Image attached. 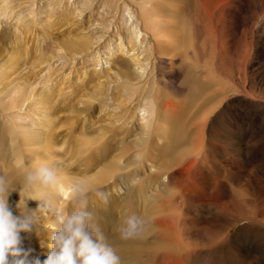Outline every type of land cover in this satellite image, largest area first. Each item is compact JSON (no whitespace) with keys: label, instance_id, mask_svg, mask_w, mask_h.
<instances>
[{"label":"rangeland","instance_id":"obj_1","mask_svg":"<svg viewBox=\"0 0 264 264\" xmlns=\"http://www.w3.org/2000/svg\"><path fill=\"white\" fill-rule=\"evenodd\" d=\"M51 1L13 0L9 3L10 7L7 8L6 12L3 15L0 14V34L2 32L8 34L11 41L15 37L19 41L23 40L25 36V39L29 43H31V40L35 36L42 39V35L40 34L42 21L40 18H44L45 13L41 12V10H49V2ZM56 1L59 4V11L63 8L73 11V14L70 15L71 17H68L69 23L71 22L72 25L81 24L84 31L82 33L93 37L92 44L82 55L69 56L64 50L57 51L56 58L52 59L49 63L51 68L53 67V70L51 68L50 72L46 70L49 66L47 65L45 70L39 74L38 81L28 87V91L31 92L30 98H26L28 101L23 100V103L12 105L7 101L17 95L18 87L22 85L19 82H23V79L17 82V77L27 76L30 72L29 69L22 67L23 69L21 68L19 74L12 73L9 70L8 64L10 44L8 43L3 46L0 44V120L5 118L14 125L20 123L21 126L24 124V127L27 128L36 129L41 127L40 123L48 119L47 116L52 115L50 108L54 106V103H46L43 106L34 105L33 103L36 102V99L40 98L39 94L45 91L47 83L42 82L53 71L51 74L53 83L54 81L59 80L58 82H62L64 80L63 82L66 85L69 84L74 89L77 88L75 84L81 85L83 76L85 75L84 77L87 78L90 72L94 74L104 72V74H101L107 75L104 78L112 77L106 78L105 81L111 83L108 90L109 97L107 96L109 98L107 99L108 105L104 108L105 111L99 113L98 110H95V115L93 114L95 117L93 122H97L98 119L101 122L104 121V118H107V114L117 111L111 105L110 94L111 92H115L113 86L120 82V80L115 82L113 72L106 74V69L110 67L109 61H111L114 55L122 56V58L130 61V57H136L140 51L144 50L146 44H149L148 38L143 35L142 31H139L140 22L134 14L132 6L128 4V0H113L118 4L119 8L112 9L105 5L102 0ZM182 1H180L181 3L177 1L174 5L172 4L165 8V12L160 19V24L161 27L173 32L172 34L177 37H174L173 40L172 37L165 34L167 39H162V46L172 56L174 69L179 74L176 83L178 88L182 90V93L178 95L181 104V119L183 120L182 123H184L186 134L190 133L189 137L188 135L186 137L188 138L186 139V143L189 145L186 144L187 147L185 149L177 148L171 153L167 152L165 154L161 148L155 147L147 153V158L143 165L136 169L134 168V158L132 157L135 149H130L123 154V158L117 163L116 169L120 170H116V174L113 173L112 179L107 177L108 179L102 180L103 183L100 181L99 184H97L98 182L94 183L97 185H86L89 189L86 196H77L70 201L55 195L50 187L39 186L37 189L35 183L31 187L28 186L24 173L28 170L34 171L38 165L47 164L46 162H48L47 165L50 167L53 166L55 168L57 166L56 168L71 173L72 176L76 177L74 180L77 182V178L81 174L85 176L95 174L101 168L99 165L94 164L91 167L89 166L90 168L87 167L86 170H83L84 166H79L78 162L74 160L76 157L74 151L71 148L69 149L67 144L62 147H49L51 150H45V148L38 145L31 147L32 150L22 147V162L19 165L14 163L8 149H5L0 155V175H3L9 183L10 188L15 190L11 192L8 198L9 205L13 209V214L20 215L25 202L26 206L33 210L37 208L38 203L43 204V208L36 212L39 220L33 226L34 233H36L33 238L34 240L32 239L28 243V247L31 246L35 249L33 255L39 256L41 260L45 259L49 252L47 244L50 243V236L61 227L56 222V213L58 211L65 215H71L77 211L92 213L88 221L87 230L95 232L98 227L106 237L107 242L114 248L113 237L117 233V228L124 223L128 215L135 214L147 220V224H150L153 219L148 214L150 211L146 206V202L137 193L135 194L138 183L132 185L133 187L130 189L131 191L128 193V198L126 199L118 196L112 187V183L115 180L117 183L122 184V175H131L134 170L141 173L149 170L154 171V168H160V174L167 173L173 176L182 169L187 161H192L194 157L195 159L199 158V155L196 154L197 151L193 152L192 150H196L195 146L203 139L206 143L203 149L204 161L193 170L194 172L190 178L222 182L225 186L228 185L225 189L227 194L224 191L227 196H229L228 194L232 195L236 193L252 194V192L259 191L260 200L263 202L262 206L260 205L263 208H261V211L264 213V193H261L264 192V6L257 14L251 16L252 19L248 21L245 20L246 15L244 11L233 7L231 4L224 6L218 11L214 19L207 20V18H198L188 3L185 1L182 3ZM216 1L212 0V3L215 4ZM257 1L248 0V5L252 6ZM6 2L7 0H0V9ZM84 2L88 4L87 7L89 8L83 6L82 3ZM13 6L15 8L10 12L9 9ZM30 21L34 23L36 21V23L31 24ZM127 30L131 31L135 38L136 46L138 47L135 51L129 52V47L126 45L124 33ZM144 37L145 39L147 38L146 41L142 40ZM42 44H44L43 40L41 41ZM143 55L139 56V59L143 61V65L135 69L137 72L139 71L138 73H143L145 77L149 64L144 60ZM217 67L219 70H217ZM187 72H192L190 75H194L197 80L205 85L206 90L194 98H190L189 87L184 83L183 77L188 74ZM143 76L142 78H144ZM105 112L108 113L106 114ZM60 116H56L53 119V126L64 120V115L60 114ZM136 116L135 125L139 123L138 118H140V114ZM204 116H206L207 126H205V130L202 129L201 124ZM1 122L2 120L0 124H2ZM34 123H38V125ZM27 124L30 125L27 126ZM65 129V126L57 129L55 140L61 138ZM152 139L159 143L156 136ZM190 145H192V149L188 152ZM125 164L129 165L126 166ZM147 177L149 176L145 174L142 179ZM246 180L248 181L247 183L245 182ZM248 183H252L253 185H249L247 188ZM97 190H103L109 194L107 204L103 203L102 199L96 195ZM123 190L121 188L120 193H123ZM19 202L20 208L17 207ZM210 211L203 210V215L208 217ZM52 225H56V228L53 229ZM244 226V223H238L233 231L237 232L239 228ZM262 227L264 228V225L261 222L259 224V231L256 232L259 243V250L253 258L254 261L256 260V264H264V235L262 234ZM241 233L243 245H247L251 233L246 230ZM21 236L24 237L25 241L26 232H22ZM144 237L145 239L142 241H145L144 244L146 246L148 243L146 241H149L152 235L147 234ZM151 241L153 242V239ZM151 241H149L150 244H147L145 250L142 251L137 260L130 259L127 253L118 251L115 248L117 254L121 257V264H155L154 260L152 261L151 258H148ZM41 244L44 246L41 247ZM229 251L226 250L223 254L222 259L224 264H246L238 260L235 261V256L231 251V254H228ZM214 255L216 257V254Z\"/></svg>","mask_w":264,"mask_h":264},{"label":"bare ground","instance_id":"obj_2","mask_svg":"<svg viewBox=\"0 0 264 264\" xmlns=\"http://www.w3.org/2000/svg\"><path fill=\"white\" fill-rule=\"evenodd\" d=\"M12 1L7 0L6 4L1 7L0 14L3 15L6 12L7 8L10 7L9 3ZM103 1L111 9L119 8L113 0ZM174 1L176 0L127 1L132 6L133 12H135L134 14L140 22L139 31H142L143 35L148 38L149 44H146L144 50L140 51L136 57H130V61L117 55L112 56L111 61H109L110 67H107L106 74L113 72L115 82L120 80L119 83L117 82L118 84H115L116 87L113 86L115 92L110 94L111 105L117 111L109 114L105 112L107 118L103 117L104 121L101 122L98 119L97 122H93L95 118L94 111L98 110L101 113L105 111L104 108L108 105L107 99L109 98L107 96L111 83L105 81L106 78L112 77L104 78V76H107L101 75L104 72L101 74L90 72L87 78L84 75L81 79V85L75 84L77 88L74 89L71 85H66L63 82L64 80L60 81L61 83L58 82L59 80L53 83L51 79L52 71L49 74L50 76L42 82L47 83L46 87V84L44 85L45 91L39 94L40 98L36 99V102L33 100L34 105L38 104L40 106L46 105V103H54V106L50 108L52 115L47 116L48 119L42 121L40 123L41 127H35L36 129L24 127V124L21 126L20 123L14 125L2 118V124H0V155L5 149H8L14 163L19 165L22 162V147L31 149V147L38 145L45 148V150H51L49 147H62L67 144V147L74 151L76 156L74 160L78 162L79 166H84L83 170L94 164L101 167L93 175L85 176L81 174L77 178L85 185L92 186L97 182L99 184L105 178L108 179L107 177L112 179L113 173L116 174V170H118V168L116 169L117 163L121 161L123 154L130 149H135L132 156L135 169L143 165L147 153L155 147L161 148L165 154L167 152L171 153L177 148L185 149L186 144H188L186 143V139H188L186 137L187 135L189 137L190 133L186 134L181 119V104L178 95L182 93V90L178 88L176 83L179 74L174 69L172 56L162 46V39H167L165 34H168L173 40L174 37H177L172 34L173 32L161 27L160 24L165 8L171 6ZM177 1L180 2L181 0ZM183 1L188 3L198 18H207V20L214 19L218 11L231 4L233 7L243 10L246 15L245 20L248 21L264 6V0H258L252 6L248 5V0H217L215 4L212 3V0ZM183 1L182 3H184ZM86 2L82 3L84 7L88 6ZM57 3L56 0H52L49 2V10H41L45 13V17L40 18L42 21L40 25L42 39L35 36L29 43L25 36L23 40L19 41L15 37L11 41L8 34L4 32L0 34V44L2 46L10 44V57L9 59L7 57L9 70L14 74H19L21 68L25 67L30 72L27 76L17 77V82L21 79H23V82H19L22 85L18 87L17 95L7 101L11 105L23 103V100L30 96L31 92L28 91V87L38 81L39 74L45 70L47 65L49 66L46 70L50 72L51 66L49 63L56 58L57 51L64 50L69 56L82 55L92 44L93 37L82 33L84 31L81 24L72 25L71 22L69 23L68 17L73 14V11L68 8L59 11V4ZM14 8L15 6L11 7L9 11L11 12ZM30 23L35 24L31 21ZM124 39L129 47V52L137 50L138 47L131 31L127 30L124 33ZM146 39L144 37L142 40L146 41ZM42 40L44 44L41 45ZM140 55H143L144 60L149 64L145 77L143 73H138L139 71L137 72L135 69L143 65V61L139 59ZM217 70H219L218 67ZM187 73L183 77L184 83L189 87L190 98H194L206 90L205 85L197 80L194 75H190L192 72ZM118 77L119 79H117ZM80 105L82 106L80 107ZM60 114L64 115V120L53 126V119L56 116L61 117ZM138 114H140L139 123L137 122L138 124L135 125L136 115ZM206 116L201 117L202 129L204 130ZM19 118L21 119L20 115ZM34 124L38 125V123ZM29 125L27 124V126ZM63 126L66 127L64 134L59 140H55L57 129ZM155 136L159 143L152 139ZM205 145V140H201L195 146L196 150H192L193 152L197 151L196 154L199 155V158L195 159L194 157L192 161H187L182 169L173 176L167 173L160 174V168H154V171L149 170L139 173L134 170L131 175L124 174L122 175V184L114 180L112 187L118 196L124 199L128 198L132 185L138 183L135 194L137 193L146 202V206L150 211L148 214L153 219L152 222L149 221L150 224H146L145 232L138 239L121 241L117 232L113 237L116 250L127 253L132 260H137L147 244H150L149 241L153 239L148 258L154 260L155 264H224L222 257L226 250L232 252L236 258L235 261L256 264V260H253L254 255L259 250L256 232L259 231L261 222L264 225V213L261 211L263 202L260 200V192L256 189L258 192H252V194L236 193L227 196L225 189L228 185L225 186L222 182L191 179L190 176L194 172L193 170L204 161L203 149ZM191 146H189L188 152L192 149ZM193 152L192 154H194ZM205 155L208 157L207 154ZM46 163L48 164V162ZM125 165L128 166L129 164ZM51 167L56 171L58 178L64 185L76 183L74 180L76 177L72 176L71 173L64 172L56 168L57 166L55 168ZM145 174L149 177L142 179ZM249 185L253 184L248 183L247 188ZM121 188L124 189L123 193H120ZM51 190L59 196L52 188ZM27 208L29 209V207ZM205 209L211 210L208 217L203 215ZM238 223H244L245 226L234 232L233 229ZM262 229L264 235V228L262 227ZM244 230L251 233L247 245H243L241 232ZM35 234L34 231L26 233L23 244L25 248L28 247V243L34 238ZM147 234H151L152 238L146 241L148 243L145 246V241L142 240L145 239L144 236ZM230 251L228 254H231ZM213 254H216V257Z\"/></svg>","mask_w":264,"mask_h":264},{"label":"clouds","instance_id":"obj_3","mask_svg":"<svg viewBox=\"0 0 264 264\" xmlns=\"http://www.w3.org/2000/svg\"><path fill=\"white\" fill-rule=\"evenodd\" d=\"M28 186L34 183L39 186L52 188L59 196L72 200L77 196H86L89 189L82 181L64 185L58 178L56 171L47 164H41L35 170L24 173ZM12 191L3 175H0V264H121V257L115 248L107 242L104 234L97 227L95 232H89L88 221L92 213L77 211L71 215L56 213V222L61 225L50 236L47 244L49 252L43 260L34 256L35 249L23 246L22 232L32 233L34 224L39 217L36 212L43 208L38 203L35 210L28 209L26 202L20 215H14L9 205ZM96 195L107 204L109 194L97 190ZM36 199V198H33ZM20 208V202L17 204ZM146 220L135 215H128L124 223L117 228L121 241L138 239L146 230ZM53 229L56 225L51 226ZM44 245L41 244V247Z\"/></svg>","mask_w":264,"mask_h":264}]
</instances>
